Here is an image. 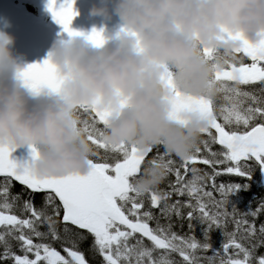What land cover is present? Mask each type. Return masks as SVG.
I'll use <instances>...</instances> for the list:
<instances>
[{
  "label": "snow or ice",
  "instance_id": "snow-or-ice-1",
  "mask_svg": "<svg viewBox=\"0 0 264 264\" xmlns=\"http://www.w3.org/2000/svg\"><path fill=\"white\" fill-rule=\"evenodd\" d=\"M73 4L74 0H64L57 8L56 0H48L46 7L70 38L83 37L93 45H102L105 41L102 29L94 28L84 34L70 27L76 15ZM235 38L241 40V46L225 56L223 66L216 60L219 49L202 50L212 69L208 93H181L176 90L170 71L166 70L162 77L173 89L169 114L172 120L186 123L184 114L196 113L208 121L201 133L209 137L200 141L204 153L196 145L189 155L180 157L184 175L180 168H174L173 160L166 159L170 156L167 151L148 162V165L161 167L164 176L174 173L176 179L169 185L171 191L161 192L156 186L141 191L136 186L142 161L155 146L144 150L131 142L108 143L104 139L107 124L115 114L94 106L82 104L76 110L80 130L96 149L86 173L37 175L32 170L37 155L35 147L29 146L27 159L17 161L11 158L16 148L0 144V176L5 178L0 188V197H3L0 203V228L3 229L0 231V247L3 248L0 261L4 264L8 261L12 264H89L77 247L90 235L89 251L98 254L103 264H264V255L256 256V250L264 247V222L258 228L255 223L264 213V201L255 210L249 202L247 211L242 213L237 206L239 195L250 190V183H216L220 176L251 181L255 170L253 163L264 181V38L256 43L241 35ZM239 53L251 63H246L237 55ZM17 78L34 95L44 88L49 93H57L62 87L50 54L42 62L19 70ZM257 83L260 85L258 94L241 87ZM212 145L220 147L214 151ZM197 162L207 165L211 171L188 167ZM189 171L191 178L185 179ZM12 180L31 193L45 192L42 207L37 209L31 199L21 203V193L10 196ZM146 195L150 198L148 209L144 206ZM172 195L188 199L169 203ZM17 205L26 218L11 214V209ZM151 209H158L159 216ZM173 216L180 221L187 220V234L180 235L172 230ZM249 216L252 221L248 220ZM160 218L168 223L161 225ZM153 220L155 228L149 225ZM69 224L84 232L73 233ZM197 225L202 241L195 235ZM41 227L47 231H40ZM213 231L221 233L219 247L211 243ZM45 240L60 242L66 255L52 244L42 242ZM13 243L21 254L12 250ZM207 252L213 255H197ZM173 254L181 260L173 259Z\"/></svg>",
  "mask_w": 264,
  "mask_h": 264
},
{
  "label": "clouds",
  "instance_id": "clouds-1",
  "mask_svg": "<svg viewBox=\"0 0 264 264\" xmlns=\"http://www.w3.org/2000/svg\"><path fill=\"white\" fill-rule=\"evenodd\" d=\"M92 15L107 16V7ZM119 30L102 45L83 37L54 43L50 59L62 87L37 98L22 86V67L12 58L13 38L0 33V144L36 148L32 170L40 176L86 173L94 149L77 124V107L94 106L115 115L104 139L141 149L162 146L189 155L208 121L185 113L186 123L169 116L173 89L162 77L172 73L176 90L209 91L211 66L203 49H219L217 63L241 46L264 38V0H114ZM49 57V55H48ZM164 171L148 165L136 182L141 191L158 185Z\"/></svg>",
  "mask_w": 264,
  "mask_h": 264
},
{
  "label": "water",
  "instance_id": "water-1",
  "mask_svg": "<svg viewBox=\"0 0 264 264\" xmlns=\"http://www.w3.org/2000/svg\"><path fill=\"white\" fill-rule=\"evenodd\" d=\"M63 2L64 0H56V7L59 8ZM113 2L114 0H74L73 9L76 15L70 27L74 31L84 34L90 33L94 28L102 29L104 37L110 39L121 27L119 18L112 13ZM28 3L36 7L42 16L49 17L48 23H44L40 18L29 13L25 7ZM47 3L48 0H0V33H5L13 38L9 45L10 53L22 68L33 63H40L48 58L54 43L72 39L53 19L51 12L47 10ZM105 6L108 9L107 16L92 15L90 12L93 7ZM26 90L29 94L34 95L28 89ZM48 94L49 90L44 88L35 96L43 98ZM29 151V146L17 148L11 153V158L23 161L28 158ZM0 179H4V177L0 176ZM12 181L21 185L15 180ZM262 183L264 184V181Z\"/></svg>",
  "mask_w": 264,
  "mask_h": 264
},
{
  "label": "trees",
  "instance_id": "trees-1",
  "mask_svg": "<svg viewBox=\"0 0 264 264\" xmlns=\"http://www.w3.org/2000/svg\"><path fill=\"white\" fill-rule=\"evenodd\" d=\"M241 57V56H239ZM244 59V58H243ZM244 61L246 63H249L246 59H244ZM260 85L257 83L255 85H248L247 88H245V91H252V92H257L258 94V89H259ZM82 119L86 118L85 116H81ZM209 139V137L207 136V134H201L200 136V139L198 140L197 142V146L201 148V151L202 153H204V147H203V144L200 143V141L202 140H207ZM220 146L218 145H212V149L215 151V150H218ZM93 149H95V146H93ZM165 150L162 146H155L152 148V150L147 153V155L145 156V159L144 161H142V164H141V168H140V173L139 175H142L143 174V170L146 166H148V162L150 160H152L153 158H155L158 154H162L164 153ZM100 155H103V150H100ZM93 159H95V157H93ZM166 159H171L174 161V168H180V171H181V174L184 175V171H183V167H181L182 165V161L180 159V157H177L176 155L174 154H170L169 157H166ZM252 163V162H250ZM190 166V165H189ZM253 167L255 168L254 172H253V175H252V179H258V168L255 166V164L253 163ZM197 168H200V169H203L204 171H207V172H210L211 169L208 167V166H203V165H197ZM175 175L174 173H169L168 175L164 176V178L162 179V181L156 185L157 189L161 192H168V191H171V188L169 187L170 184H172L174 181H175ZM220 181L222 182H234V183H240V184H244V183H250V185L252 186V181H247L246 179L244 178H241V177H237V176H221V179ZM3 184H4V181H0V188L3 187ZM254 187V186H253ZM254 189V188H253ZM250 190V191H247V192H241L240 193V196L245 199L244 200V205L245 206H248L249 205V202L251 204V208L253 210H255L258 205L264 201V190L262 188H259L255 191ZM16 193H21V203L23 200L25 199H31L35 205V207L37 209H40L42 207V204H43V197L45 196V194H35V193H31L29 192L27 189H25L24 187L22 186H19L17 184H14V183H11V187H10V196L11 195H15ZM186 196L184 197H180V198H177L176 195H172L170 198H169V203H173L175 202L177 199H180V200H186L185 198ZM144 206H145V209H148L150 208V198L146 195L144 198ZM3 202V197H0V203ZM57 203V202H56ZM58 204V203H57ZM153 211V214L156 215V216H159V211L158 209H151ZM184 212L186 213L187 212V209L185 208L184 209ZM11 214H14V215H17L18 217H22V218H26V216H24V214L21 212V208L19 205L13 207L11 209ZM61 216H62V212H61ZM248 220L250 221L252 218L251 216L247 217ZM264 222V213H262L257 219H256V226L257 228L259 227V225ZM168 223V221L164 218H160V224L161 225H166ZM172 223H173V231L180 234V235H185L188 233V228H187V220H184V221H180L178 220L175 216L172 217ZM181 223L183 224V228H181ZM149 225L150 227L152 228H155L156 227V221L153 220V221H150L149 222ZM69 228L72 229L73 233L74 232H83V231H80L72 226H69ZM59 229H60V234H61V237L63 238L64 237V233H63V225H59ZM232 230V225L230 224L229 225V231ZM0 231H3V229L1 228ZM40 231L44 232V231H47V229L45 227H41L40 228ZM87 235V233H85ZM71 235V234H70ZM138 235V234H137ZM195 235H196V238L198 240H203V237L201 235V230H200V226L197 225L196 227V232H195ZM222 240V237H221V233L219 231H213L211 233V243L214 247H219L220 245V241ZM35 242H41V241H35ZM44 243H50L52 244V246L58 250V251H61V254L62 255H66V253L63 252L62 250V245L60 242H53L51 240H45V241H42ZM92 242V237L90 235H88V239L86 241H83V242H79L78 243V247H77V250L78 251H81L85 254V258L86 260L89 262V264H103V261H102V258L98 255V254H95L94 252L92 251H89V245L91 244ZM145 243H148L146 240H145ZM69 246H71V244H69ZM12 250L14 252H17V254H21L18 252V248L16 246L15 243H13L12 245ZM3 251V248L0 247V253H2ZM206 255H209V256H212V252H207V253H204ZM198 255V254H197ZM261 255H264V247H260L256 250V256L259 257ZM173 259H175L176 261H180L181 258L177 255V254H173L172 256ZM0 264H4V262L0 261ZM7 264H12L11 261H8Z\"/></svg>",
  "mask_w": 264,
  "mask_h": 264
},
{
  "label": "rangeland",
  "instance_id": "rangeland-1",
  "mask_svg": "<svg viewBox=\"0 0 264 264\" xmlns=\"http://www.w3.org/2000/svg\"><path fill=\"white\" fill-rule=\"evenodd\" d=\"M203 165V166H207V165H204V164H202V163H195V164H189L190 166H188L189 168H191V167H197V165ZM183 171H184V168H183ZM191 178V172L189 171L188 173H187V175L185 176V179H190ZM220 179H221V176L220 177H218L217 178V180H216V183L217 184H219L221 181H220ZM253 183H254V180L252 179L251 180ZM210 183V182H209ZM255 187H257V186H261V183L260 182H255L254 184H253ZM209 190H211V189H209ZM214 195H215V193H214ZM177 198H179V197H177ZM186 199H188L187 197H185ZM219 197L217 196V199H218ZM233 199L235 200V199H237V198H235V197H233ZM238 208H239V211L240 212H245V211H247V209H248V206H245L244 205V199H242L241 198V196L239 195V202H238ZM229 211H231V208H229ZM200 256H204V255H200Z\"/></svg>",
  "mask_w": 264,
  "mask_h": 264
}]
</instances>
